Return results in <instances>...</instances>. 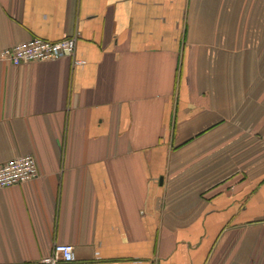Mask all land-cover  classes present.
<instances>
[{
	"label": "crops",
	"instance_id": "crops-1",
	"mask_svg": "<svg viewBox=\"0 0 264 264\" xmlns=\"http://www.w3.org/2000/svg\"><path fill=\"white\" fill-rule=\"evenodd\" d=\"M0 264H264V0H0ZM83 60V63H74Z\"/></svg>",
	"mask_w": 264,
	"mask_h": 264
},
{
	"label": "built area",
	"instance_id": "built-area-1",
	"mask_svg": "<svg viewBox=\"0 0 264 264\" xmlns=\"http://www.w3.org/2000/svg\"><path fill=\"white\" fill-rule=\"evenodd\" d=\"M79 33L51 41L43 38H31L18 42L0 51V60L12 65L37 60H53L73 56L75 42ZM83 63V60H74ZM39 175L36 160L31 154L19 155L0 163V189L34 179ZM75 260L74 246L69 243H55L51 251L41 259L42 264H59Z\"/></svg>",
	"mask_w": 264,
	"mask_h": 264
}]
</instances>
